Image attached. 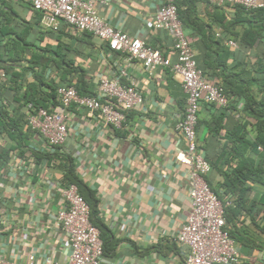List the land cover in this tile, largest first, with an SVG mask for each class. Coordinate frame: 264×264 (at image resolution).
<instances>
[{
	"label": "crops",
	"instance_id": "crops-1",
	"mask_svg": "<svg viewBox=\"0 0 264 264\" xmlns=\"http://www.w3.org/2000/svg\"><path fill=\"white\" fill-rule=\"evenodd\" d=\"M161 2L104 0L96 10L114 29L144 40L174 61L170 36L152 25ZM178 12L207 83L222 87V78L230 77V72H220L222 64L236 67V72L244 70L243 78L264 79V38L253 46L241 44L239 35L249 25L237 19L236 8L215 7L206 0H182ZM38 21L39 14L29 3L0 0V27L10 31L4 38L0 36V41L22 37L28 43L23 59L11 70L21 76L22 85L32 83L33 75H38L51 86H73L83 96H95L100 79L116 77L125 69L142 94L143 104L125 112L121 129L72 106L67 111V138L53 149L31 130L26 131L24 147L0 135V256L19 262L29 255H34L37 263L48 257L60 264L66 262L67 237L53 224L71 159L73 174L96 199L95 222L102 228L106 247L103 264H183L186 248L176 237L188 218L190 199L187 168L174 159L185 148L178 129L185 109L180 78L163 67L149 75L139 62L125 67L121 55L110 54L91 34H73L62 24L54 32ZM229 40L235 47L228 45ZM8 74L0 69V83L9 81ZM253 94L258 96L256 91ZM13 96L5 84L0 103L9 109L18 107ZM45 104L47 110L60 111L58 100ZM242 108L239 100L232 112L221 115L216 107L201 105L198 152L211 166L205 180L212 189L219 190L223 181L220 172L231 171L240 157L249 158L262 170L263 184L246 182L244 207L234 216L232 227L241 239L234 240L238 264H264V153L234 144L239 137L252 141L256 135L254 120L244 116Z\"/></svg>",
	"mask_w": 264,
	"mask_h": 264
},
{
	"label": "built area",
	"instance_id": "built-area-1",
	"mask_svg": "<svg viewBox=\"0 0 264 264\" xmlns=\"http://www.w3.org/2000/svg\"><path fill=\"white\" fill-rule=\"evenodd\" d=\"M29 3L42 14L40 23L45 29L56 31L62 24L73 34L89 33L99 39L110 54L118 53L125 67L141 63L149 75L157 68L169 69L180 78L185 94V109L178 129L185 148L175 154V161L187 168L190 211L181 225L176 241L186 248L183 264H238L235 241L226 228L223 204L210 189L205 176L211 170L209 162L198 152L197 122L201 105L227 108L229 97L219 86L207 83L198 68L192 48L178 18L177 4L182 0H162L152 18L153 28L164 30L172 40L175 60L145 43L114 29L97 13L96 5L104 0H19ZM215 7H240L245 11L264 8L263 0H206ZM228 45L235 47L229 40ZM122 79H126L123 82ZM60 111L43 107L24 108L27 127L51 149L61 146L67 138L68 109L72 106L96 114L108 126L121 129L125 112L139 109L142 94L125 69L116 77L100 79L95 96H80L73 86L56 88ZM258 150H261L258 148ZM61 206L55 215L54 228L68 240L69 254L64 264H103V241L100 231L90 222V208L74 184L60 190ZM0 264H60L53 258L37 263L34 255L19 262L0 256Z\"/></svg>",
	"mask_w": 264,
	"mask_h": 264
},
{
	"label": "trees",
	"instance_id": "trees-1",
	"mask_svg": "<svg viewBox=\"0 0 264 264\" xmlns=\"http://www.w3.org/2000/svg\"><path fill=\"white\" fill-rule=\"evenodd\" d=\"M235 8L237 19H240L242 22L249 25V27L239 35L241 44L253 46L260 42L264 38V8L252 11H245L240 7ZM35 12L39 14L38 22H40L42 14L37 11ZM181 24L183 25L184 23L181 21ZM5 28L6 27L4 26L0 27V36H3V38L5 34H10V31ZM56 31L58 32L59 29ZM26 47H28V43H25L22 37L19 41H0V69L6 73L10 72V74H8L9 81L3 84L0 83V90L5 87V84H7V86L14 93L13 99L19 105L18 107H11L9 109V105L0 103V135L5 134L15 142L16 146L21 147H24L27 142L26 131L30 130L27 127L25 112H23V109L29 103L35 108L43 107L48 109L45 103H49L51 100L52 102L57 101L56 88L58 87H55V85L51 86L38 75H33L34 81L32 83L28 85L26 84L25 86L22 85L21 76L11 70L13 69L12 67L15 65V62L23 59L22 55ZM6 55L7 57L4 58ZM60 62H56L57 66H60ZM219 68L220 72H230V77L224 76L222 78L221 87L225 95L229 97L230 101L227 108H218L214 105L210 106L216 107L217 112L224 115L232 112L233 108L237 106L239 100L243 101L242 114L254 120L253 127L256 135L252 141L239 137L237 140H234V144L238 142V144L244 145L247 149L251 148L253 152L260 155L264 153V79L255 80L243 78L244 70L236 72V70L234 71L236 67L229 68L224 64L220 65ZM220 76L222 77V73ZM43 87L48 90L47 93ZM255 91L258 95L257 97L253 94ZM77 92L80 96H83L80 91ZM258 148L261 150H258ZM232 150H234V148H232ZM4 153L5 152H3V154ZM73 168L74 166L71 159H68L63 184H65L64 186L74 184L77 187L79 194L88 204L90 208V222L100 231L105 253L106 247L104 245L102 228L95 222L96 199L93 195V191L86 187L83 182L73 174ZM261 171L262 170L259 167L254 166V162L252 160L247 157H240L239 162L231 169V171L220 172L223 181L219 185V190L212 189L209 186L223 204H225L226 201H229L230 203L224 207V218L228 233L233 240L239 239L236 237V231L233 229V219L238 210H241L244 207L243 201L247 190L245 184L247 181L263 184L260 179ZM262 231L264 232V227ZM240 240L241 239H239V241Z\"/></svg>",
	"mask_w": 264,
	"mask_h": 264
}]
</instances>
